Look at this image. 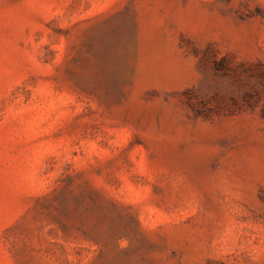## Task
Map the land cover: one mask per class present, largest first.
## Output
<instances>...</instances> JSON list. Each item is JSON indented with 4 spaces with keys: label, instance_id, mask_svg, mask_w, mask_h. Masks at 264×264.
Wrapping results in <instances>:
<instances>
[{
    "label": "rangeland",
    "instance_id": "rangeland-1",
    "mask_svg": "<svg viewBox=\"0 0 264 264\" xmlns=\"http://www.w3.org/2000/svg\"><path fill=\"white\" fill-rule=\"evenodd\" d=\"M0 264H264V0H0Z\"/></svg>",
    "mask_w": 264,
    "mask_h": 264
}]
</instances>
